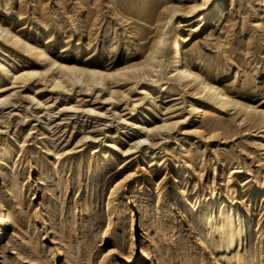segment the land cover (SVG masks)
Masks as SVG:
<instances>
[{"label":"rangeland","instance_id":"rangeland-1","mask_svg":"<svg viewBox=\"0 0 264 264\" xmlns=\"http://www.w3.org/2000/svg\"><path fill=\"white\" fill-rule=\"evenodd\" d=\"M203 1L0 0V23L23 39L0 34V264H264V0L187 11ZM175 37L250 107L220 111L177 80ZM156 39L154 65L121 69ZM199 206L237 209L243 241L212 248Z\"/></svg>","mask_w":264,"mask_h":264},{"label":"bare ground","instance_id":"bare-ground-1","mask_svg":"<svg viewBox=\"0 0 264 264\" xmlns=\"http://www.w3.org/2000/svg\"><path fill=\"white\" fill-rule=\"evenodd\" d=\"M207 0H204L203 2H197L189 6L187 11L197 9L199 7H202L203 4ZM217 2H215L210 10L206 13V18L210 17L211 13L218 8ZM3 38V35L9 34L8 39L13 42L22 41L23 39L14 31L10 30L9 28L5 27L0 23V34ZM149 45V51L148 55L142 59L140 62H125L124 65L121 67V69H127V70H135L138 67H145V66H151L153 62L157 61V50L160 47L159 46V39L154 40ZM28 46V49L33 52L35 55L43 57V59L49 58L47 55V52L42 49L39 46L32 45V44H26ZM50 59V65L57 64L58 61L56 59ZM168 62L171 68V71L174 72L175 77L177 80L184 79L188 82H195L196 83V89L199 92H203L204 98L210 100L212 103L217 104L219 106L220 111H224L223 109L227 107H234L236 105H240L243 108L250 107L249 103H242L234 100L230 94L225 91L222 87H220L217 84H214L212 81L202 78L193 67L185 61L184 55H183V46L182 42L175 37L171 43L170 50L168 51ZM60 68L64 70V74H70V77L76 80H79L82 77V74L84 73L85 69L82 67H73L69 65H64L58 63ZM154 65V64H153ZM8 68L0 63V72L1 73H7ZM89 74V78H91L92 81H97L99 83L105 84L104 80L107 76H109L111 73L103 72L102 70L98 68L88 69L87 70ZM22 75L18 76L21 77ZM58 80V79H57ZM59 81V80H58ZM60 85V84H59ZM190 107L192 111L194 112V117L198 116V113L201 111L200 106L196 103H191ZM210 114H213L211 111ZM166 124V122L164 123ZM169 125L171 123H168ZM196 198V197H195ZM192 200V199H191ZM191 203V202H190ZM197 203V199L194 200L193 204ZM190 205V204H189ZM1 206V214H0V231L3 229L7 221L9 220V216L7 211L2 208ZM216 206V205H215ZM200 207V206H199ZM198 207L199 213L198 215L201 219L204 225L209 224V230L212 234L217 233V237L214 240V243L212 244V248L217 247L221 248L223 251H227L232 247L233 244L236 242L239 243L243 241L242 235L246 234V225L245 223V216L242 215L237 209H229L225 207H218L217 210V217L215 214V208L213 206L208 207ZM214 216V218H213ZM214 221L212 222V220ZM211 221V222H210ZM205 227V226H204ZM210 233V237H211ZM213 240V239H212ZM250 251V250H249ZM224 253V252H223ZM222 254V253H221Z\"/></svg>","mask_w":264,"mask_h":264}]
</instances>
